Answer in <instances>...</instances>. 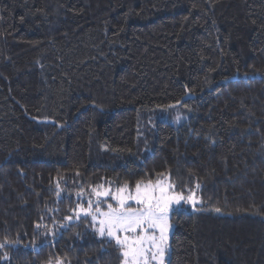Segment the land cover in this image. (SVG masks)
<instances>
[{
	"label": "trees",
	"instance_id": "16d2710c",
	"mask_svg": "<svg viewBox=\"0 0 264 264\" xmlns=\"http://www.w3.org/2000/svg\"><path fill=\"white\" fill-rule=\"evenodd\" d=\"M162 179L166 264H264V0H0V264H121L66 219Z\"/></svg>",
	"mask_w": 264,
	"mask_h": 264
},
{
	"label": "snow or ice",
	"instance_id": "6c2138e0",
	"mask_svg": "<svg viewBox=\"0 0 264 264\" xmlns=\"http://www.w3.org/2000/svg\"><path fill=\"white\" fill-rule=\"evenodd\" d=\"M93 194L97 197L95 207L89 200L87 208L79 207L76 218L91 216L97 234L114 242L119 250L121 264H165L172 227L170 213L182 201L193 208L199 202L194 195L185 197L175 192L174 185L163 180L155 184L138 181L134 191L125 184L115 194L94 188ZM110 195L115 204L107 203L102 209L99 198ZM214 211L219 213L221 209Z\"/></svg>",
	"mask_w": 264,
	"mask_h": 264
},
{
	"label": "rangeland",
	"instance_id": "374dc122",
	"mask_svg": "<svg viewBox=\"0 0 264 264\" xmlns=\"http://www.w3.org/2000/svg\"><path fill=\"white\" fill-rule=\"evenodd\" d=\"M180 108H168V109H164V110H158V111H154L153 114H152V117L153 119H156V120H165V121H168L169 123H173V118L176 116V114L179 112ZM163 181H165L166 183H170L167 179H162ZM159 181V180H158ZM157 182V181H156ZM156 182H152L153 184H155ZM135 189V188H134ZM134 189H132L134 191ZM100 191H104V190H110L112 194H115L116 190L117 189H112L110 187H102V188H99ZM182 194V193H180ZM184 195V194H183ZM189 195H194V197L199 201L198 197L196 196V193L195 191H192L190 192L189 194L187 195H184L185 197L189 196ZM84 196V195H83ZM85 198V203H83L84 205H80L79 207H83V208H87L88 207V203H89V200L92 201V204H93V208L95 207V204L97 202V197L93 194V190L91 192V194L87 197H84ZM100 206L102 209H106V206H107V203H113L115 204V201L112 200L111 198V195L108 196V197H100ZM199 203V202H198ZM197 203V204H198ZM183 206H189L190 208H193L192 204L191 203H185V202H181V205L179 206H174V207H183ZM196 206V205H195ZM79 207L76 209V211L70 216L72 217L71 220L69 219H66V222L65 224L71 222V221H74V220H78L76 218V212L79 211ZM83 216V215H81ZM80 216V217H81ZM90 218V220L92 221L91 219V216H88ZM93 223V222H92ZM62 226H65V225H62ZM98 226V225H97ZM172 229V227H171ZM171 229L169 231V238H170V234H171ZM168 252H169V248H168V251H167V254H166V258H165V264H166V261L168 260ZM54 264H59V263H54Z\"/></svg>",
	"mask_w": 264,
	"mask_h": 264
}]
</instances>
